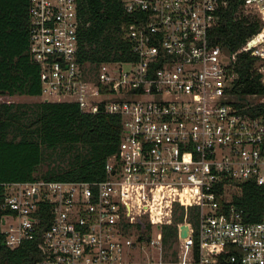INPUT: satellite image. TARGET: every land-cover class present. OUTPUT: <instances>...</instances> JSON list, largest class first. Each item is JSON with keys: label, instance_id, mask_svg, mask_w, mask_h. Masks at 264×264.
<instances>
[{"label": "built area", "instance_id": "1", "mask_svg": "<svg viewBox=\"0 0 264 264\" xmlns=\"http://www.w3.org/2000/svg\"><path fill=\"white\" fill-rule=\"evenodd\" d=\"M78 1L28 0L37 95L118 113V148L99 178L3 181L4 241H33L35 264H133L181 205L178 264H264V211L248 219L231 201L234 180L264 182V92L238 86L248 56L264 81V0H122L131 54L97 63L77 57ZM226 9L258 22L232 46L215 32Z\"/></svg>", "mask_w": 264, "mask_h": 264}, {"label": "trees", "instance_id": "2", "mask_svg": "<svg viewBox=\"0 0 264 264\" xmlns=\"http://www.w3.org/2000/svg\"><path fill=\"white\" fill-rule=\"evenodd\" d=\"M28 0H0V94L40 92L39 65L28 50ZM77 57L97 63L130 56L123 37L128 18L122 0H79ZM258 26L256 19L237 16L226 9L215 25L222 42L236 45ZM249 56L241 65L238 86L264 92V81L251 69ZM120 116L115 112L85 111L71 99L40 98L33 101L0 99V201L4 182L35 176L92 179L105 175V160L118 148ZM48 158L57 159L44 169ZM231 201L245 218L256 219L264 211V182L234 180ZM198 207L190 205L187 217L195 224ZM4 208L0 205V216ZM183 206L176 205L173 220L163 222L162 245L177 241V221ZM176 253V248H172ZM37 247L31 240L14 246L4 241L0 228V264H35ZM176 256L174 255L173 258Z\"/></svg>", "mask_w": 264, "mask_h": 264}, {"label": "rangeland", "instance_id": "3", "mask_svg": "<svg viewBox=\"0 0 264 264\" xmlns=\"http://www.w3.org/2000/svg\"><path fill=\"white\" fill-rule=\"evenodd\" d=\"M123 66H128L129 63L123 62ZM17 99V100H25V101H33L38 100L41 97L36 94H0V99ZM57 159L48 158L40 163L39 169H44L51 164H55ZM158 225L156 223L151 224L150 234L155 236L157 233ZM167 244H161V247H158L156 244H152L149 242L147 238L142 240V244L137 243L133 246V264H178L177 262V248H178V240L173 242L172 245L166 246ZM176 248V253L173 252L172 248ZM176 256L173 258V256ZM112 264V263H109Z\"/></svg>", "mask_w": 264, "mask_h": 264}, {"label": "water", "instance_id": "4", "mask_svg": "<svg viewBox=\"0 0 264 264\" xmlns=\"http://www.w3.org/2000/svg\"><path fill=\"white\" fill-rule=\"evenodd\" d=\"M188 231V222L187 221H181L179 223V232L181 235H184Z\"/></svg>", "mask_w": 264, "mask_h": 264}, {"label": "crops", "instance_id": "5", "mask_svg": "<svg viewBox=\"0 0 264 264\" xmlns=\"http://www.w3.org/2000/svg\"><path fill=\"white\" fill-rule=\"evenodd\" d=\"M37 95V94H36Z\"/></svg>", "mask_w": 264, "mask_h": 264}]
</instances>
